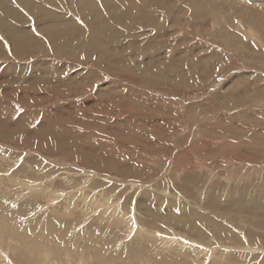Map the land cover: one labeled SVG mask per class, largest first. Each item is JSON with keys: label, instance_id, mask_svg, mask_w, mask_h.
<instances>
[{"label": "rangeland", "instance_id": "374dc122", "mask_svg": "<svg viewBox=\"0 0 264 264\" xmlns=\"http://www.w3.org/2000/svg\"><path fill=\"white\" fill-rule=\"evenodd\" d=\"M132 1L0 0V264H264V0Z\"/></svg>", "mask_w": 264, "mask_h": 264}, {"label": "bare ground", "instance_id": "6f19581e", "mask_svg": "<svg viewBox=\"0 0 264 264\" xmlns=\"http://www.w3.org/2000/svg\"><path fill=\"white\" fill-rule=\"evenodd\" d=\"M188 1V0H187ZM197 1H199V0H197ZM190 2V1H189ZM260 3H261V1H259ZM132 3H134V0L132 1ZM132 3H131V5H129V6H131V7H129L131 10L130 11H128L129 12V16H130V18H132L133 17V15L135 14V13H137L136 11V6L135 5H132ZM199 3V2H198ZM192 5V4H191ZM193 7V6H192ZM191 7V8H192ZM125 8H127V7H125ZM128 8V9H129ZM190 8V9H191ZM257 8V7H256ZM125 10V9H124ZM133 11H135V13L133 12ZM191 11V13L192 14H195V12H199V13H201L202 14V12L204 11V7H201V5L200 4H194V8H193V10H190ZM84 12V11H83ZM124 12V11H123ZM215 13V12H214ZM254 13V12H253ZM261 13H263L264 14V11L263 12H261ZM106 14V13H105ZM262 15V14H261ZM264 23V22H263ZM124 25H125V23H124ZM263 26V25H262ZM225 28H223L222 29V32H224V31H226V30H224ZM98 32V31H97ZM99 33H101V32H99ZM104 35L106 34V32H104L103 33ZM101 35V34H100ZM102 36V35H101ZM100 38V37H99ZM226 39V44L227 45H230L232 48H234L235 46H236V50H239V51H241V50H244V52H246V49H249L248 48V46H246V45H244L243 47H241V48H237V44L234 42V39L233 38H225ZM41 43V42H40ZM100 44V43H99ZM260 51V50H259ZM254 52L255 53H259L258 51H256V50H254ZM205 53V55H203L199 60H200V62L201 63H206L207 61L209 62L213 57H215V56H212L211 54H209V53H207V52H204ZM251 55V54H250ZM255 55V54H254ZM255 56H257V55H255ZM213 60V59H212ZM220 60V59H219ZM218 60V61H219ZM191 62V61H190ZM207 62V63H208ZM207 63L205 64V67H207ZM218 63V62H217ZM214 66H216V65H214ZM258 66V65H257ZM172 68V67H171ZM170 70V69H169ZM175 71V70H174ZM151 72H154V70H152ZM256 79V81H260V80H264V76H262V75H257V76H254V77H252V78H250L249 77V79H252V81H253V79ZM248 78H247V81L249 80ZM236 81V80H235ZM242 81V80H241ZM236 83V82H235ZM237 83H238V81H237ZM254 83L255 82H253L252 83V88L250 89L249 87V89H250V91L252 90V89H254L255 87H259L260 88V86L261 85H259V86H254ZM260 83H263V82H258V84H260ZM258 84H256L255 83V85H258ZM233 85V84H232ZM235 85V84H234ZM238 85V84H237ZM242 85V84H241ZM231 86V85H230ZM240 86V85H239ZM245 86V85H244ZM253 86H254V88H253ZM234 87V86H233ZM229 88H232V87H228V89ZM262 88L264 89V84H262ZM232 89H234V88H232ZM238 89H239V87L237 86L234 90H235V92H236V94L238 93V95L242 92V94L243 93H245L244 91H243V88L239 91V92H237L238 91ZM231 90V89H230ZM234 90L232 91V93L234 94ZM260 90H262L261 88H260ZM247 91H248V89H247ZM252 91H254V90H252ZM259 90H257V91H255V92H258ZM263 91V90H262ZM227 93V92H226ZM229 93V92H228ZM230 97V96H229ZM254 96H252V98H253ZM259 97V96H258ZM228 98V97H227ZM242 100V99H241ZM257 133V132H256ZM230 146V145H229ZM234 146V145H233ZM26 185V184H25ZM31 186V185H30ZM37 186V185H36ZM30 188V187H29ZM95 202V201H94ZM250 202V201H249ZM97 204H99V203H97ZM94 207V206H93ZM102 208H104V207H102ZM57 211V210H56ZM160 214V213H159ZM50 215V214H49ZM61 216V215H60ZM1 228V227H0ZM251 228V227H250ZM16 230V229H15ZM14 231V230H13ZM241 233V232H240ZM23 238V237H22ZM251 239V238H250ZM101 243V242H100ZM41 244V243H40ZM39 245V244H38ZM44 245V244H43ZM24 246V245H23ZM26 246V245H25ZM32 246V245H31ZM35 248V247H34ZM42 248V247H41ZM40 249V248H39ZM25 250V249H24ZM43 250V249H42ZM26 251V250H25ZM29 253V252H28Z\"/></svg>", "mask_w": 264, "mask_h": 264}, {"label": "snow or ice", "instance_id": "6c2138e0", "mask_svg": "<svg viewBox=\"0 0 264 264\" xmlns=\"http://www.w3.org/2000/svg\"><path fill=\"white\" fill-rule=\"evenodd\" d=\"M249 2H251V0H249ZM82 22V21H81ZM0 39H3V37H0Z\"/></svg>", "mask_w": 264, "mask_h": 264}]
</instances>
